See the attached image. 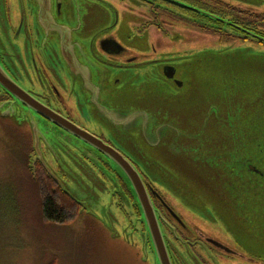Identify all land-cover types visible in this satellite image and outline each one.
Returning <instances> with one entry per match:
<instances>
[{
  "label": "rangeland",
  "instance_id": "rangeland-1",
  "mask_svg": "<svg viewBox=\"0 0 264 264\" xmlns=\"http://www.w3.org/2000/svg\"><path fill=\"white\" fill-rule=\"evenodd\" d=\"M218 1L229 2L236 7L251 4L257 8L253 9L256 12L263 9L254 5L259 0ZM4 4L5 1L0 0V63L8 71L11 62L24 80V71L28 68L27 49L36 47L37 43L30 40V44L27 43L25 37H28L30 26L26 19L20 36L13 38L12 31L18 23L15 18V23L8 22ZM98 8L90 0H64L62 17L68 15L72 28L82 27L87 22L95 25L99 14L106 20L104 25L109 26L115 21L112 8ZM94 28L97 27L92 26L91 30H96ZM260 28L264 31V25ZM121 41L128 47L126 34ZM139 42L145 59H165L169 67L178 70V79L188 81L190 95L179 103L178 111L175 110L181 128L189 136L202 131L210 119L218 122L221 118L230 119L236 113L242 120V129L258 131L255 115L259 114L263 119L264 113V46L226 48L201 40L187 43L182 39L174 40L171 45H155L154 37L145 35ZM166 64L159 63L158 69L155 67L154 70L152 66L145 67L133 80L149 79L154 85L149 90L164 97L166 94L170 97L177 96V93L181 95L184 89L177 91L163 77L158 78L157 72L162 69L164 74ZM114 92L103 91L100 96V104L114 111L127 110L131 98L137 95L130 91L123 94ZM144 93L142 91L138 96ZM97 100L91 99L89 106L83 102L87 106L83 115L91 118L90 125L99 126L115 147L130 156L157 189L177 203L176 209L181 215L189 217L191 224L198 226L197 222H200L204 229L222 235L233 249L244 254L245 259L242 260L249 257L257 260L248 264H264V185L251 190V202L248 204L252 212L242 216L244 221L238 220L239 216H229L227 210L219 217L218 209H214L207 197L202 196L201 190L194 188L197 193L192 190L190 195L184 193L182 197L177 193L174 184L178 177L170 166L171 153L164 150L163 157H155L148 152L143 161L134 158L130 149L120 141L126 133L110 126L94 108ZM85 101H88L87 97ZM5 113H10L11 117L7 118L11 119V125L0 121V264H145V261L146 264H155V256L145 248L141 235L132 232L130 222L134 217L127 220L123 211L115 206L112 198L118 191L117 185L106 175H101L102 169L86 159L79 145L56 133V140L49 134L46 140L39 136L38 141L35 135H31L33 123L24 116L25 111L11 104L1 105L0 119ZM81 119L77 123L83 124ZM209 132L216 133L215 127ZM31 145L34 154L30 160L42 161L57 182L81 203L83 210L78 211L72 223L59 226L43 220L36 183L27 171L26 160ZM46 146H51L55 155L47 154ZM176 149L179 151L180 147ZM185 184L187 186L188 183ZM202 204L205 205L202 207ZM219 212H222L220 208ZM237 264L245 263L238 261Z\"/></svg>",
  "mask_w": 264,
  "mask_h": 264
},
{
  "label": "flooded vegetation",
  "instance_id": "flooded-vegetation-1",
  "mask_svg": "<svg viewBox=\"0 0 264 264\" xmlns=\"http://www.w3.org/2000/svg\"><path fill=\"white\" fill-rule=\"evenodd\" d=\"M3 1L8 22L15 23V18L18 23L12 31L13 38L20 36L26 19L30 26L27 29L28 37H25L27 43L30 44V40L37 45L27 49L28 68L24 71V80L11 62L8 71L0 63L1 77L19 87L29 102L11 96L0 84V106L11 104L25 111L24 116L33 123L31 135H35L38 141L39 136L46 140L49 134L55 139L56 133L79 145L86 159L102 169L101 175L107 176L117 185L118 191L112 198L115 206L123 211L127 220L130 216L134 217V221L130 222L132 232L141 235L145 248L155 256V264H160L155 253L156 244L135 199L128 173L120 162L127 161L141 178L154 210L168 264H237L238 261L248 264L254 261L251 257L242 260L245 259L244 254L233 249L222 235L204 229L200 222H197L198 226L196 223L191 224L189 217L178 212L177 203L159 191L141 167L115 147L99 126H91V118L83 114L85 107L87 109L97 98V103L93 105L101 113L105 107L100 104L103 91L113 90L116 94L130 91L137 95L145 90L151 92L149 89L154 87L152 81L137 79L136 82L133 79L146 68L152 66V70L155 67L158 69L159 63L165 66L166 61H161L159 57L152 61L145 59L139 42L144 35L147 38L154 37L155 45H171L174 40L182 39L187 43L194 44L201 40L226 48L264 46V31L259 29L264 25V0L254 4L258 8L263 7L259 12L254 11L257 8L251 4L242 3V6L236 7L218 0H90L97 8H112L115 21L109 26L104 25L106 20L99 14L95 25L87 22L82 27L77 25L73 28L69 26L68 15L62 17L64 0ZM92 26L99 28L91 30ZM124 34L129 39L128 47L121 41ZM168 69L167 65L165 70ZM161 70L157 72L158 78L161 76L166 82H173L171 75H164ZM85 97L88 101H85ZM42 109L49 113L46 114ZM7 117H11L10 113H5L0 119L5 125L11 123ZM80 119L85 126L77 123ZM68 122L79 129L69 128ZM86 135L93 137L96 142H91ZM96 139L118 155L100 148V145L97 147ZM32 146L26 160L31 179L34 181L42 172L49 177L42 161L30 160L34 154ZM45 150L47 154L55 155L51 146H46ZM76 203L80 213L82 205Z\"/></svg>",
  "mask_w": 264,
  "mask_h": 264
},
{
  "label": "water",
  "instance_id": "water-1",
  "mask_svg": "<svg viewBox=\"0 0 264 264\" xmlns=\"http://www.w3.org/2000/svg\"><path fill=\"white\" fill-rule=\"evenodd\" d=\"M168 70L164 71V75L170 74L173 82L166 83L172 84L170 86L177 91L184 89L181 95L177 93V96L170 97L166 94L164 97L159 92L145 90L144 95L131 98V105L127 110L114 111L103 107L100 115L110 123V126L126 133L120 141L130 149L134 158L143 161L146 160L143 156L148 152H152L155 157H163L161 155L165 153L164 150L171 153L170 166L174 175L178 177L174 186L177 187V193L181 197L184 193L190 195L192 190L195 193H197L195 189L201 190L202 196L207 197L214 209L215 207L218 209L219 217H221L220 213L228 211L229 216H239L238 220L244 221L242 216L252 212L248 204L251 202L249 195L251 190L258 185H264V113L263 119L261 115H255L258 131L242 129V120L236 113L232 118H221L217 120L218 122L210 119L209 122H205V128L202 131L189 136L181 128L177 112L179 103L190 95L187 89L189 83L177 78V69L169 67ZM1 76L0 84L7 93L29 102V98L19 87ZM42 110L46 114L49 113ZM221 110L228 112L224 107H221ZM43 111L41 112L45 115ZM68 124L69 128L79 129L72 123L68 122ZM200 127L201 125L199 129ZM212 127H215L216 133L209 132ZM76 133L82 138L80 133ZM86 138L96 142L93 137L86 135ZM96 145L118 155L110 147L105 145L104 147L99 140ZM177 147H180L179 151ZM120 163L128 173L135 199L138 201L144 221L156 244L155 253L159 263L168 264L167 254L161 245L154 210L141 178L127 161ZM46 172L60 190L74 201L75 199L57 182L54 175L47 169ZM185 182L188 183L187 186ZM219 208L222 212H219Z\"/></svg>",
  "mask_w": 264,
  "mask_h": 264
},
{
  "label": "trees",
  "instance_id": "trees-1",
  "mask_svg": "<svg viewBox=\"0 0 264 264\" xmlns=\"http://www.w3.org/2000/svg\"><path fill=\"white\" fill-rule=\"evenodd\" d=\"M34 182L43 220L48 224L59 226L72 223L79 214L78 203L62 192L45 172H42Z\"/></svg>",
  "mask_w": 264,
  "mask_h": 264
}]
</instances>
